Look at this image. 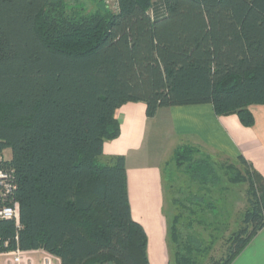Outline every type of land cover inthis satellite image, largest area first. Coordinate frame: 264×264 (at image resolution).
Returning a JSON list of instances; mask_svg holds the SVG:
<instances>
[{
  "label": "trees",
  "instance_id": "trees-1",
  "mask_svg": "<svg viewBox=\"0 0 264 264\" xmlns=\"http://www.w3.org/2000/svg\"><path fill=\"white\" fill-rule=\"evenodd\" d=\"M139 102L149 119L161 108L211 104L218 117L237 115L252 127L249 107L264 106V0H120L117 13L91 14L70 13L65 0H0V170L13 187L4 198L0 186V208L20 209V227L0 221V254L150 264L125 158L103 153L120 135L118 109ZM195 154L180 147L174 162L202 189L214 188L215 164ZM237 162L243 174L232 182L247 184V206L221 264L264 230V179ZM176 262L195 263L185 255Z\"/></svg>",
  "mask_w": 264,
  "mask_h": 264
},
{
  "label": "crops",
  "instance_id": "crops-1",
  "mask_svg": "<svg viewBox=\"0 0 264 264\" xmlns=\"http://www.w3.org/2000/svg\"><path fill=\"white\" fill-rule=\"evenodd\" d=\"M249 111L252 127L237 115L218 117L211 104L161 108L153 119L140 102L116 112L120 135L104 144V160L125 158L132 218L148 237L150 264H172L164 170L180 147L233 162L244 158L264 179V106L252 105ZM232 264H264V230Z\"/></svg>",
  "mask_w": 264,
  "mask_h": 264
},
{
  "label": "rangeland",
  "instance_id": "rangeland-1",
  "mask_svg": "<svg viewBox=\"0 0 264 264\" xmlns=\"http://www.w3.org/2000/svg\"><path fill=\"white\" fill-rule=\"evenodd\" d=\"M65 1L70 13L82 11L91 14L102 10L110 11L104 7L101 0ZM152 2L155 4L154 0ZM3 156L4 160H10L11 151L4 152ZM195 156L202 158L205 155L195 154ZM210 159L215 164L217 176L221 178L218 185L212 189L210 186L202 189L203 185H200L197 177H192L185 171V165L179 168L173 160L165 167V212L168 218V243L172 264H177L179 255L191 257V260L195 261L192 264H221L226 256L227 239L241 227L242 216L247 206L248 186L244 183H234L232 179L239 173L243 174V168L237 161H228L214 154L210 155ZM179 215L181 216L178 224L180 237L176 238L172 235L171 229L175 226L174 220ZM188 244L193 248L201 244L202 252L195 251L188 255L184 249ZM44 252L21 255L0 254V264H43L48 258ZM52 260L54 264H58L56 260Z\"/></svg>",
  "mask_w": 264,
  "mask_h": 264
},
{
  "label": "built area",
  "instance_id": "built-area-1",
  "mask_svg": "<svg viewBox=\"0 0 264 264\" xmlns=\"http://www.w3.org/2000/svg\"><path fill=\"white\" fill-rule=\"evenodd\" d=\"M104 7L106 9L110 10L113 13H117L119 11V2L120 0H101ZM155 3H158L161 0H154ZM0 186L2 188L1 195L4 198H7L10 196L13 187L10 183V175L7 172H4L3 170H0ZM19 205L17 203L13 204L12 206H5L3 208H0V221L2 220H8V221H15L16 225L20 227V212H19ZM43 251V250H40ZM30 252H37V251H20L17 250L15 252H8V253H3L4 255H21V254H26ZM45 254L48 255V258L45 259L43 264H54L52 259L56 260L58 264H62L61 260L53 256L51 254H48L47 252H44ZM17 262H22L20 260H16ZM28 261H31V259H28ZM12 262V261H11ZM32 262V261H31ZM24 263V262H22Z\"/></svg>",
  "mask_w": 264,
  "mask_h": 264
}]
</instances>
